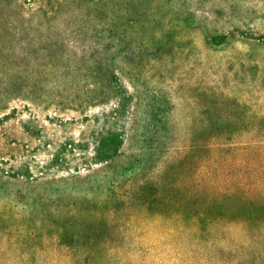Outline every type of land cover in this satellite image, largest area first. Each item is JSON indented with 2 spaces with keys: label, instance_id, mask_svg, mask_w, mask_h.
Listing matches in <instances>:
<instances>
[{
  "label": "rangeland",
  "instance_id": "374dc122",
  "mask_svg": "<svg viewBox=\"0 0 264 264\" xmlns=\"http://www.w3.org/2000/svg\"><path fill=\"white\" fill-rule=\"evenodd\" d=\"M252 130L264 0H0V264H260L130 187Z\"/></svg>",
  "mask_w": 264,
  "mask_h": 264
},
{
  "label": "trees",
  "instance_id": "16d2710c",
  "mask_svg": "<svg viewBox=\"0 0 264 264\" xmlns=\"http://www.w3.org/2000/svg\"><path fill=\"white\" fill-rule=\"evenodd\" d=\"M235 136L239 139L232 140ZM111 139L106 155L116 145L115 137ZM198 149L205 155L198 158L196 150L191 174L182 175L180 162L153 181L147 175L134 181L131 190L141 196L142 208L157 216L169 212L180 198L183 211L188 204L194 234L210 244L215 256L223 250L215 244L219 235L229 239L231 250L251 252L264 264V132H228L224 143L210 140Z\"/></svg>",
  "mask_w": 264,
  "mask_h": 264
}]
</instances>
